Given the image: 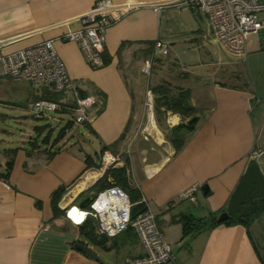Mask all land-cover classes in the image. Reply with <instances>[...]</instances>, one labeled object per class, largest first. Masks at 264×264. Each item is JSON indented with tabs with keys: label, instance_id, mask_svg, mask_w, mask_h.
Masks as SVG:
<instances>
[{
	"label": "crops",
	"instance_id": "obj_1",
	"mask_svg": "<svg viewBox=\"0 0 264 264\" xmlns=\"http://www.w3.org/2000/svg\"><path fill=\"white\" fill-rule=\"evenodd\" d=\"M95 1L0 0L3 50L53 39L79 95L95 101L86 110L87 120L74 123L71 94L57 92L59 100L64 98V107L57 116H42L62 121V127L69 122L61 138L54 142L57 135L49 136L47 143L42 142L43 131L50 126L40 124L31 131L36 130L39 138L28 134L22 142L0 148V171L5 170L8 157L13 158L8 178L0 177V264H118L125 257L143 254L133 229L100 243L88 241L84 245L93 256L75 247L87 241L80 225L89 216L77 223L66 209L97 194L94 187L104 172L99 167L105 151L118 157L113 166H125L133 187L125 189L134 204L142 195L147 198L181 264H264L253 236L264 231L257 218L247 226L215 225L181 239L182 215L208 217L225 210L254 151H263L257 162L264 174V89L258 92L256 85L235 82L241 69L235 70L233 64L243 55L229 52L214 36L205 13L175 4L162 11L143 5L109 26L101 63L91 65L77 43L59 37L76 28L78 23L72 19ZM256 34L262 38L264 30ZM157 40L169 45L168 54L153 52ZM182 56L188 68L177 63ZM163 79L189 89L190 103L197 110L194 128L177 150L154 120L151 88ZM24 81L31 97L28 109L33 100L53 91L46 85L34 91ZM180 122L181 117L170 111L162 118L164 127ZM10 148H16L13 155L7 152ZM107 181L113 184L110 175ZM193 184H200L195 201L183 198ZM61 186L65 192L54 215L51 193ZM203 186H207L205 193Z\"/></svg>",
	"mask_w": 264,
	"mask_h": 264
},
{
	"label": "built area",
	"instance_id": "obj_2",
	"mask_svg": "<svg viewBox=\"0 0 264 264\" xmlns=\"http://www.w3.org/2000/svg\"><path fill=\"white\" fill-rule=\"evenodd\" d=\"M174 4L205 13L210 20L214 36L233 54L244 55L249 35L264 30V0H169L152 3L137 0H96L87 11L72 19L78 26L65 31L59 38L77 43L89 64L96 66L101 63L107 29L119 18L143 5L162 11ZM3 45L0 42V78L27 80L34 91H39L46 85L53 91L70 93L74 102L73 122L83 123L87 120L86 110L95 101L90 96L79 95L55 49L53 39H45L11 51H4ZM153 52L166 55L169 45L157 40ZM63 99L37 98L32 101L30 112L34 116L58 112L64 107ZM146 104L151 110L152 102L148 101ZM262 154L263 151H254L251 159L258 161ZM117 161V156L105 151L99 171H105ZM199 187L200 184L191 185L182 193V197L195 201V192ZM139 202L146 208L131 217L134 203L126 191L112 185L97 192L88 203V208L71 205L66 209V215L73 220L70 211L76 208L83 214L77 223H82L87 216L94 218V231L97 236L114 237L128 227L132 228L142 245L143 254L125 257L118 264H181L174 258L172 245L165 241L155 215L148 206L147 198L142 195Z\"/></svg>",
	"mask_w": 264,
	"mask_h": 264
},
{
	"label": "trees",
	"instance_id": "obj_3",
	"mask_svg": "<svg viewBox=\"0 0 264 264\" xmlns=\"http://www.w3.org/2000/svg\"><path fill=\"white\" fill-rule=\"evenodd\" d=\"M108 58H105V63L108 62ZM151 91L154 95V112L155 118L158 125L162 128L165 133L166 139L173 145L177 150L185 142L188 135L192 132L194 125L197 120V110L190 103V92L189 89L183 88L178 83L171 81L169 79H163L160 83L156 84L151 88ZM51 100H59V94L56 91H51L48 97H45ZM170 111L171 113L177 114L181 117V122L173 127H164L162 124V118ZM190 121V123H189ZM69 122L63 126L57 136L54 138V142L64 135L65 130L68 128ZM50 133L44 135L41 139L42 142L47 143L49 140ZM33 143V141H31ZM57 150V149H56ZM56 150L52 151L54 153ZM16 151V148L7 149V152H10L12 155ZM13 158L9 156L5 161V170L0 171V177L7 179L9 171L12 167ZM110 175L113 178V184L107 181V176ZM117 185L126 191V187H132L128 180V175L125 170V166H109L105 169L100 179L95 184V191L99 192L102 189ZM133 188V187H132ZM65 192L64 187H58L51 193V207L54 215H57L59 210L58 202ZM127 192V191H126ZM128 193V192H127ZM96 193H94V197ZM129 195V194H128ZM130 197V196H129ZM132 203H134L130 197ZM254 209L247 218H233L230 217L224 222L217 223L216 218L218 214H210L208 217H194L190 214L182 215L180 220L182 223V233L181 239L192 236L203 229H206L211 226L221 225V224H232V223H241L244 225H249V222L254 219L262 216L264 214V196L253 200ZM85 208H88L89 205H83ZM143 203L133 204L131 208V217H134L139 212L145 209ZM95 220L92 217H88L81 225V234L85 237L87 241H80L83 244H87L88 241L92 242H102L107 240L109 237L106 236H97L94 231ZM132 229L130 227L127 228Z\"/></svg>",
	"mask_w": 264,
	"mask_h": 264
},
{
	"label": "rangeland",
	"instance_id": "obj_4",
	"mask_svg": "<svg viewBox=\"0 0 264 264\" xmlns=\"http://www.w3.org/2000/svg\"><path fill=\"white\" fill-rule=\"evenodd\" d=\"M178 62L186 64V68H188V63L185 62L183 56L178 57L177 63ZM233 65L235 70L241 69L238 73L240 77L235 82H245L249 84L250 87L256 85L258 92L260 89H264V37L260 38L258 34L251 33L245 44V54L240 59H236ZM28 89L29 87L27 83L21 79L10 78L0 81V148L12 146L17 142H22V140H25L28 137V134H31L34 138H39L36 130L31 133L33 127L36 125L48 123L50 129L46 128L43 132L46 135L50 130V137L52 138H54L62 128V121L59 122L49 116H34L30 112L28 104L31 102V97H28ZM259 96H257V98H262ZM59 113L55 112L54 116H57ZM48 114L51 115V113ZM17 116L21 119L20 121L16 120ZM146 123L147 120L143 126H145ZM155 124H157L156 121ZM257 219L258 225L264 227V215ZM255 234H257V237L255 235L253 236L258 245L259 251L264 255V231L262 232V235L258 236V233Z\"/></svg>",
	"mask_w": 264,
	"mask_h": 264
},
{
	"label": "water",
	"instance_id": "obj_5",
	"mask_svg": "<svg viewBox=\"0 0 264 264\" xmlns=\"http://www.w3.org/2000/svg\"><path fill=\"white\" fill-rule=\"evenodd\" d=\"M263 33V32H260ZM190 123V121H189ZM207 190V186L202 188ZM264 196V174L260 168L257 161H251L244 173L242 174L240 180L238 181L236 187L232 191L229 201L225 210L221 211L216 222L221 223L230 217L233 218H247L254 209L253 200ZM92 197H85L79 204L83 206L91 201ZM75 247L80 251L93 256L90 248L87 245L76 243Z\"/></svg>",
	"mask_w": 264,
	"mask_h": 264
},
{
	"label": "bare ground",
	"instance_id": "obj_6",
	"mask_svg": "<svg viewBox=\"0 0 264 264\" xmlns=\"http://www.w3.org/2000/svg\"><path fill=\"white\" fill-rule=\"evenodd\" d=\"M153 121V120H152ZM149 123V122H148ZM154 124V123H153ZM153 127V126H152ZM155 129V128H154ZM90 175H96V171L95 172H92V173H90ZM70 216L73 218V220L74 221H76V222H79L81 219H82V217H83V214L82 213H80L79 211H78V209H76V208H74V209H72L71 211H70Z\"/></svg>",
	"mask_w": 264,
	"mask_h": 264
}]
</instances>
